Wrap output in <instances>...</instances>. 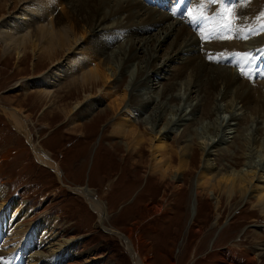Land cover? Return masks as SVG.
I'll return each mask as SVG.
<instances>
[{"label": "rangeland", "instance_id": "obj_1", "mask_svg": "<svg viewBox=\"0 0 264 264\" xmlns=\"http://www.w3.org/2000/svg\"><path fill=\"white\" fill-rule=\"evenodd\" d=\"M256 1L264 14V0ZM0 4V27L13 18L17 22L7 23V29L16 24L19 34H27L35 27L37 12L25 6L24 0L17 3L14 0H0ZM63 4L66 7L68 2ZM63 4H52V13L43 16L42 23L48 22L51 17L55 18L57 14L62 15ZM157 10L168 12L165 9ZM120 13L117 14L118 18L125 16L123 12ZM23 14L29 18H21ZM167 17H170L168 23L177 20L168 14ZM163 26L150 30L146 27L140 31L144 34L138 36L141 42L136 44L137 55L146 65L147 52H157V66L156 71L145 73L146 84L134 89L133 93L151 105L160 104L162 108L164 105L167 108L165 117L171 119L168 126L172 127L167 128V134H164V143L167 145L163 149L164 157L167 158L170 145L188 143L197 149L199 160L195 167L178 170L176 174L174 163L164 176L153 166L161 159L159 150L154 153L151 148V143L154 145L158 142L155 140L156 135L152 139L146 136L148 140L139 144L136 151L126 149L125 145L131 142V138L111 132V124L113 126L121 119L127 121L123 109H118L114 114L108 113L107 116L101 113L124 88L131 91L137 61L124 73L119 83L111 77L105 89L97 90L88 97L82 91V98L76 103L72 95H65L67 89L64 86L81 75L80 67L86 65L82 55H77L74 60L83 63L74 64L65 74L62 72L57 80L46 78L48 85L45 88L37 85V80L45 78L55 69L43 55L38 56L42 53L40 46L46 42H39L37 50L26 49L18 53L16 49H5L3 37L6 32H0V187L10 203L4 205L9 208L3 214L11 218L13 212L22 211L23 201L26 206L29 205L26 211L23 208L28 216L22 219V223L30 237L32 230L36 231L35 245L40 235L44 234L42 230L45 234L49 230H54L53 233L58 231L56 239H65L67 252L51 264H135L132 255L134 250L142 264H264V211L252 190L258 182L257 176H261L264 170L260 169L264 162V148H256L248 143L249 147L246 144L243 150L249 154V160L240 156V141L245 140L243 137L264 138V123H260V131L256 129L258 125L255 122L248 124L250 130H242L231 114L238 116L243 111L238 104H233L228 112L216 113L212 119H204L203 124L194 125V130L182 132L190 119L189 110L196 103L197 96L192 90L185 92L183 87L177 92L182 96L178 103L169 102L170 96L166 99L158 96L163 85L171 81L173 68L179 62L176 57L174 63L167 62L164 65L171 48L167 49V40L159 49L160 42L167 34L161 28ZM171 36L170 33L169 38ZM85 37L90 38L88 35ZM119 37L117 42L106 47V53H118V59L120 52L128 48L127 38H122L123 34ZM77 44L74 49L76 52L88 47V43L83 40ZM69 57L70 54L65 53L58 64L68 65ZM117 63L116 59L112 63L116 68L115 73L118 71ZM94 64L87 65L91 67ZM46 89L50 90L48 97L43 96ZM186 95L189 96L188 102L184 103ZM219 101L220 97L214 103L211 102V106L214 108L219 105L224 110L225 103L220 101L219 104ZM8 109L20 111L26 118L31 141L13 126ZM130 109L132 120L128 127L133 125L141 132L145 127L150 128L152 115L155 113L157 117L160 111L155 108L153 112L136 113L137 109ZM33 146L58 163L59 174L37 160ZM206 152L208 156H205ZM191 153L186 157L190 158ZM153 156L157 159H153ZM205 158L212 162L214 172L224 167L245 172L251 163L260 169L259 174L256 173L252 178L251 187L244 194L233 192L229 196L224 184H217L216 177L211 183L202 182L200 170ZM173 171L178 176L175 188L171 181ZM261 179L264 180V177ZM79 186L86 187L93 200L96 198L103 205L106 217H102L101 225L97 212L86 202L85 197L72 190ZM3 229L5 227L0 228V245L10 235L8 227L5 229L7 231ZM22 238L20 236L19 240L24 244L25 239ZM22 250L15 247L5 253L0 249V264H15L23 258L22 264H25V255L35 251L38 253L40 247L32 244ZM41 251L46 252L45 249ZM40 264L49 262L44 257Z\"/></svg>", "mask_w": 264, "mask_h": 264}, {"label": "bare ground", "instance_id": "obj_2", "mask_svg": "<svg viewBox=\"0 0 264 264\" xmlns=\"http://www.w3.org/2000/svg\"><path fill=\"white\" fill-rule=\"evenodd\" d=\"M14 1L17 3L21 0ZM32 1L36 3L34 4ZM24 2L25 6H29L30 9L32 7V9L37 12L36 19H34L36 24L35 27H32L31 32L19 34V26L16 24L7 29V23L17 22L14 18L8 19V22L1 24L0 32H6L3 37L5 49H16L18 53L25 52L26 49L35 50L36 47L39 46V42H46L45 45L40 46L42 53L38 54V56L43 55V58H46L47 62L55 69L48 73L49 75L45 78L37 80V85L47 88L48 81H46V78H50V80L52 79L53 81L57 80L59 76L62 75V72L65 74L74 64H82L83 62H80V60H74L77 55H79V57L82 55L86 65L80 67V70H82L81 75L68 84L66 83L64 86L67 89L65 95H72L77 101L76 103H79L82 98V96L80 97L82 91L86 97L93 96L97 90L99 92L101 89H105L108 86L111 77L114 82L119 83L123 79L124 73L129 70L135 61H137V70L132 81L131 91L124 88L123 91L120 92L121 94H118L101 113L107 116L108 113L112 112V114H114L118 109H123L127 121L125 122L121 119L113 126L111 124V132L131 138V142L125 145L126 149L136 151L139 144L141 145L143 142L146 143V140H148L147 138L145 139L146 136L152 139L153 137L155 138L156 135L157 138H155V140H158V142L154 145L151 143V148L154 150V153L159 150L158 155L161 156V159L153 163V166L160 170L161 176L166 175L174 163H176L174 167L176 174L178 170H183L185 168L188 170V168H190L189 166L195 167L199 160L197 158V149H194L188 143L183 145L177 144V146L170 145V148H168L169 154L167 158L164 157L165 152L163 149L167 146L164 143V134H167V128L172 127L168 126L171 119H166L165 117L167 108H165V105L162 108L160 104L153 103L152 105L154 106H152L151 103L137 97V95H135L136 93H133L134 89L143 87L146 84L147 78L144 79V77L147 75L145 73L156 71L157 66V52H147L148 62H145L146 65L142 64L143 59L140 61L137 55L136 44L139 41L141 42L138 36L144 34V32L141 33L140 31L146 27V29L150 30L151 28L164 24L161 28H163L167 34L164 35L163 42H160L159 49H162L167 40H169L167 42V49L171 48V52L169 51L170 53H167L164 59V65L167 62H173L176 57L179 58L177 66L175 65L171 73V81L165 83L158 93L160 99H166L170 96L169 102H180L182 96H179L177 92L180 91L182 87L185 92L186 90L196 92L197 101L189 110L190 119L182 132H189L193 129L194 125L203 124L204 119H212L216 113L223 111L228 112L233 104H238L239 108L243 111L242 115L235 116L231 114L235 123L241 126L242 130H250L248 124L250 122H255L256 125H258L256 129L260 131L259 125L260 123H264V79H261L264 78V14L262 13L263 11L260 10L256 0H254V2H251V0H221V2L215 5L208 3V0L183 1L181 4L179 3L180 1H177L174 3H176V6L180 5L181 10L178 12L173 10V16L166 12L172 18L177 19L176 22L174 20L170 23L167 21L170 17L168 18L166 13L158 11L157 9L160 8L156 6L153 7L157 9L148 7L149 5L146 4L144 0H24ZM67 2L68 5L65 7L63 3ZM186 2L187 4H191L190 9L192 10V16L199 17V13H204L202 21H200V19L198 21H193L192 17L187 15V12L180 17L183 13L182 7L186 5ZM172 3L169 2L166 3V5ZM52 4H63V14H57L54 16L55 18L51 17L48 22L42 23L44 20L42 17L52 13ZM201 4H203V7L200 6ZM225 7H231L233 12L231 14L224 13L223 9ZM22 11L25 12V9L23 8ZM120 12H123L125 16L123 15L124 17L118 18L119 16H117V14L119 15ZM24 15L26 14H23L21 18H29L27 15ZM222 15L225 17L231 16L233 19L230 28L226 29L223 27V24L227 23V19L222 20ZM107 19L111 22H108ZM165 23H167V25H165ZM8 30L12 31L7 32ZM170 33L172 34L171 38H169ZM121 34H123L122 38H127L126 42L128 48H124L123 51L120 52V58L118 59L116 57L118 53L108 55L106 53V47L117 42ZM86 35L90 38L86 39ZM221 36H230L232 38L220 39ZM103 37L104 40H102ZM80 40L88 43V47H82L76 52L74 49ZM143 43H145V41ZM143 43H141V45ZM248 48H252V50H248ZM233 50L237 51L235 55H226V53ZM65 53L70 54L68 65H59L58 63ZM209 57H211V59H209ZM224 58L227 60H223ZM115 59L118 62V75L115 73L116 68L113 67L112 64ZM257 59L258 65L255 68L254 62ZM88 63L95 64L89 67L87 65ZM86 66L88 68L85 69ZM239 66H243V72L238 71L237 67ZM83 69H85V71ZM256 69L258 72L254 78L251 79L253 77L252 71ZM49 94L50 90L46 89L43 96L48 97ZM188 97L189 96L186 95L185 98H183L184 103L188 102ZM218 97H220V101L225 103L224 110L219 105L214 108L211 106V102L214 103ZM220 101L219 104H221ZM130 108L134 111L137 109L136 113L150 110L153 112L155 108H159L160 111L157 115L158 118L155 113L152 115L150 119V128L148 129L145 127L141 132L131 123L130 125H132V127H128L129 121L132 120ZM7 112L11 117L13 126L27 137L28 141H31L26 118L19 113L20 111H16V109H8ZM66 112L69 111L66 110ZM151 112L149 113L150 117ZM248 113L251 115H248ZM146 123H148L147 120ZM155 124H157V126L154 128L153 126ZM158 124L161 125L158 126ZM243 138H245V140L242 142L240 141L242 145V147H240V156H242L244 160L245 158L249 160V154L247 155V152L243 150L246 144L248 146V143H250L256 148H264V138L256 136L249 139L246 137ZM33 150L35 157L40 163L49 165L56 173L59 172L58 163L49 155L36 147H34ZM203 151L204 149H202L201 154H203ZM189 152H192V155L190 158H187L186 156ZM208 155V152H206L205 156ZM262 155H264V151ZM153 159L156 160L157 157L153 156ZM209 160V158H205L202 163V169L200 170L202 182L206 184L211 183L216 177V179H218L217 184H224V188H226L229 196L233 192L236 194H244L246 189L251 187L250 181L252 178L256 173L259 174L260 169H264L263 162L259 170L256 165L249 163L245 172L233 171L226 167L219 169L218 172H214L213 164ZM175 174L173 171L171 175L174 188L178 185V176ZM262 174H264V170L261 172V176H257L258 182L252 187V190L255 192L254 197H256L257 202L264 211V180L261 179V177L263 178L264 176ZM80 187L82 186L76 189L72 188V190H76L77 193L85 197L86 202L97 212L98 222H100L101 225L102 217L104 216L103 205L100 201L95 200L96 198L93 200L90 195L91 192H89L86 187ZM5 194V191L0 187V228L5 227L6 229L8 227L10 234L9 237L1 242V251L3 249L2 252L9 253L15 247L25 250L27 246L33 244L34 247H40V251L38 253L35 251L32 254L25 255L27 257V259L25 258L24 260L25 264H37V262L40 264V261H43L44 257L45 261L51 264L52 261L54 262L56 259L61 258L67 252L65 239H56L58 231L53 233L54 230H49L45 234V231L43 232L42 230L44 234L40 235L38 244L35 245L34 237L36 239V231L32 230V236L30 237L28 235L29 233L24 231L22 223V219L28 216V213L25 212V208L29 205L26 206V203L24 204L23 201L22 205H24H21L22 211L18 210L13 212L11 218L6 217L3 213H6L5 211L8 206L6 207L4 205L10 203L4 197ZM17 214L19 215L17 216ZM105 217L106 214L103 219ZM5 229L3 230L7 231ZM49 232H52V234ZM20 236L23 237L22 239H25L24 244L22 240H19ZM125 240L131 245L127 237H125ZM43 249H45L46 252L41 251ZM59 251L62 252L58 253ZM55 254L57 256H55ZM132 255L135 264H142V260L138 257L135 250L132 251ZM23 259L18 260L15 264H22Z\"/></svg>", "mask_w": 264, "mask_h": 264}, {"label": "snow or ice", "instance_id": "obj_3", "mask_svg": "<svg viewBox=\"0 0 264 264\" xmlns=\"http://www.w3.org/2000/svg\"><path fill=\"white\" fill-rule=\"evenodd\" d=\"M219 2H221V0H208V3H210V4H214V5L217 4V3H219ZM200 6L203 7V4H201ZM223 12H224V13L231 14V13L233 12V9H232L231 7H225V8L223 9ZM187 15H188V16H191L193 21H198L199 19H203V17H204L203 12H201V13L199 14V17H197V16H192V10H191V9H189V10L187 11ZM221 19H222V20H223V19H227V23L223 24V27L226 28V29L230 28V26H231L232 23H233V19L231 18V16H229V17H225V16L222 15V16H221ZM231 38H232V37H230V36H221V37H220V39H231ZM209 59H211V57H209Z\"/></svg>", "mask_w": 264, "mask_h": 264}]
</instances>
